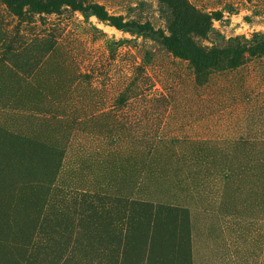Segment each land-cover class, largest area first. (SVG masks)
Masks as SVG:
<instances>
[{"label": "rangeland", "instance_id": "rangeland-1", "mask_svg": "<svg viewBox=\"0 0 264 264\" xmlns=\"http://www.w3.org/2000/svg\"><path fill=\"white\" fill-rule=\"evenodd\" d=\"M24 1L0 0V264H264V54L175 57L161 0H74L121 30ZM172 2L202 59L264 36V0Z\"/></svg>", "mask_w": 264, "mask_h": 264}, {"label": "trees", "instance_id": "trees-1", "mask_svg": "<svg viewBox=\"0 0 264 264\" xmlns=\"http://www.w3.org/2000/svg\"><path fill=\"white\" fill-rule=\"evenodd\" d=\"M162 4L166 5L172 10V15L174 21L168 27L169 38L163 40L164 46L171 51V53L180 59L188 61L191 65L195 67H207L214 66L221 56H230L232 58H239L243 54L249 56H256L258 54H264V36L257 41L254 46L240 45L234 50L227 49L225 51H220L217 49H212L206 59H202L196 55L189 54L182 51V34L179 27L182 23L183 16L179 12L177 5L173 4L172 0H161ZM24 5H30L38 10L42 11H57L62 5L70 7L73 11L79 12L82 15L94 16L100 22L109 23L111 26L118 30L124 27L119 23L117 19L109 17L104 9L100 6H86L82 7L78 5L74 0H46V1H24ZM5 215L3 210L0 209V216Z\"/></svg>", "mask_w": 264, "mask_h": 264}]
</instances>
